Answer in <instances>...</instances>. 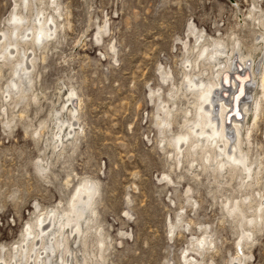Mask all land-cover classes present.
Here are the masks:
<instances>
[{"label":"rangeland","instance_id":"obj_1","mask_svg":"<svg viewBox=\"0 0 264 264\" xmlns=\"http://www.w3.org/2000/svg\"><path fill=\"white\" fill-rule=\"evenodd\" d=\"M31 1L33 8L24 12L20 0H0V35L9 34L17 6L34 17L41 7L59 26L57 39L36 50L34 84L26 98L6 100L13 71L0 62L3 255L9 260L16 253L39 215L70 210L79 187L91 181L99 192L95 213L87 214L94 222L83 224L87 234L69 239L72 264H186L184 256L201 264H239L235 258L243 253L245 264H264V219L241 249L238 219L226 207L264 195V167L259 184L241 189L239 177L231 181L212 170L201 172L199 167L207 165L200 160L194 173L187 158L176 167L170 157L171 137L183 130L184 111H192L190 118L194 111L182 95L184 73L192 71L185 63L193 65L199 48L214 40L229 47L239 43L243 53L264 61L257 49L264 0H57L61 17L49 0ZM192 24L203 36L200 45ZM254 94L262 100L263 114L250 156L264 163V94L260 89ZM162 102L172 109L169 130L158 122V112L165 116L159 111ZM63 122L64 135L72 131L70 123L78 126L77 136L66 137L61 150L54 134ZM255 203L254 210L244 206L246 216L256 215ZM203 237L209 242L205 251L195 241ZM53 262L61 264L58 257Z\"/></svg>","mask_w":264,"mask_h":264},{"label":"bare ground","instance_id":"obj_2","mask_svg":"<svg viewBox=\"0 0 264 264\" xmlns=\"http://www.w3.org/2000/svg\"><path fill=\"white\" fill-rule=\"evenodd\" d=\"M35 1L42 2L43 0ZM49 1L53 6L51 7L52 11L59 13L60 5L57 0ZM31 4H33L31 0H20L19 7L25 12L32 6ZM24 12L18 10L17 6L9 23L10 28L9 31L7 30L9 34L1 33L0 35V62L3 63L2 65H11L14 78L6 91V100L12 96L17 99L26 98L29 88L34 84L32 75L37 63L36 50L46 49V43L56 40L58 36L59 26L56 24L58 19L55 15L46 14L41 7L35 11V17L34 15H25ZM58 16L62 15L59 13ZM258 21L259 26L264 28V20L259 18ZM191 30L196 42L200 45L203 41L202 34H198L194 24L191 25ZM23 31L25 34L22 33ZM263 35L264 32L257 40L259 41L257 49L262 52H264ZM242 49L239 43L229 47L221 40H214L212 45L199 48L197 59L194 60L193 65L187 60L186 67L192 71L184 73L187 85L185 86L186 92L182 95L193 106L194 111L191 118L189 115L192 111H184L183 130L176 136H172L170 141L171 147L173 146L174 149L170 157L175 159L176 167L183 165L184 158H187L191 170H195L194 173H197L196 163L198 160L203 161L207 166L199 165L201 172L212 170L218 174L219 178L227 179L229 177L231 181L239 177L241 189L252 188V181L259 184L264 167L263 160L250 156L253 132L261 120V114H263L261 113L262 100L256 94L253 95V92L260 89V92L262 91L264 94V61L258 62L253 53H243ZM169 75L166 73L164 80L170 78ZM153 94L154 92L151 95ZM75 96L76 94L71 92L70 100ZM190 96L193 99L191 102ZM159 97L161 98V96ZM170 107L167 108L162 102L159 111H162L165 116L162 117V113L158 112L160 118L158 122L161 128L164 127L167 130L172 126L168 120L172 111ZM76 109H73L71 114L77 121ZM249 117L252 118L250 123L247 122ZM251 123H253V127H251ZM65 124L66 122H63L62 125H58V133L54 134L59 143L55 146L56 149L63 150L65 148L66 137L69 141L72 136H77V130L74 128L76 124L72 123L69 124L72 131L68 135H64ZM186 147L187 151L185 152ZM186 153L188 155H185ZM42 169H45L43 165ZM163 180L173 183L168 175H164ZM97 187L95 182L84 181L78 189L70 210L56 209L45 215H39L35 225L29 226L24 232L22 245L15 250V254H11L9 260L3 255L5 247L0 249V264H59L53 262V259L57 257L61 264H72L70 257H73V251L69 248V239L71 237L80 238L87 234L89 228L85 231L83 224L89 225L90 222H94L93 217H89L87 214L95 213ZM189 192L190 190H188ZM253 203L257 205L256 215L246 216L244 206L248 204L250 209H253ZM226 207L228 214L238 219L242 233L238 246L242 249L252 238L253 229L263 224L264 195L258 193L248 196L241 201L226 204ZM47 220L51 221L48 222L49 226L45 224ZM246 225H249L250 228L246 229ZM50 228L52 230H49ZM195 241L199 245L197 248L205 251V246L207 247L209 243L206 237H203V240L196 239ZM100 243L103 247L104 242ZM213 243L214 241L210 242V244ZM197 253L202 254L199 251ZM246 258L247 255L243 253L235 260L239 264H245ZM184 260L186 264H201L194 258L187 259L186 256H184Z\"/></svg>","mask_w":264,"mask_h":264}]
</instances>
